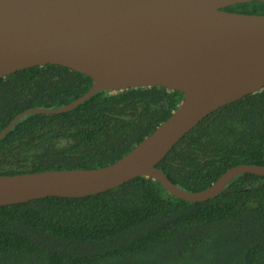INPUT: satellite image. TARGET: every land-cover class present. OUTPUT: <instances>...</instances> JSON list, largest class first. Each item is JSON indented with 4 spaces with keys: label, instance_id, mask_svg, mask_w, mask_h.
Returning a JSON list of instances; mask_svg holds the SVG:
<instances>
[{
    "label": "trees",
    "instance_id": "obj_1",
    "mask_svg": "<svg viewBox=\"0 0 264 264\" xmlns=\"http://www.w3.org/2000/svg\"><path fill=\"white\" fill-rule=\"evenodd\" d=\"M225 11L264 15V3ZM92 85L57 65L0 78V133L24 111L65 107ZM183 99L162 87L106 91L67 113L26 115L0 140V176L112 165ZM239 165L264 166V89L209 115L156 168L200 192ZM0 264H264V177L240 175L202 203L140 176L93 196L2 206Z\"/></svg>",
    "mask_w": 264,
    "mask_h": 264
},
{
    "label": "water",
    "instance_id": "obj_2",
    "mask_svg": "<svg viewBox=\"0 0 264 264\" xmlns=\"http://www.w3.org/2000/svg\"><path fill=\"white\" fill-rule=\"evenodd\" d=\"M252 2L264 0H0V78L57 65L93 81L65 107L17 115L0 140L26 115L67 113L99 92L162 87L184 95L166 122L112 165L0 176V207L93 196L140 176L202 203L240 175L264 177V166L239 165L188 192L156 168L209 115L264 89V15L225 11Z\"/></svg>",
    "mask_w": 264,
    "mask_h": 264
}]
</instances>
